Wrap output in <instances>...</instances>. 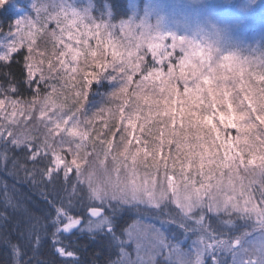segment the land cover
<instances>
[{
	"label": "snow or ice",
	"instance_id": "6c2138e0",
	"mask_svg": "<svg viewBox=\"0 0 264 264\" xmlns=\"http://www.w3.org/2000/svg\"><path fill=\"white\" fill-rule=\"evenodd\" d=\"M74 38L82 67L72 66ZM21 145V171L61 206L76 177L189 208L211 199L254 211L245 179L264 173V58L217 60L170 35L134 40L62 0H36L32 16L0 28V168Z\"/></svg>",
	"mask_w": 264,
	"mask_h": 264
},
{
	"label": "rangeland",
	"instance_id": "374dc122",
	"mask_svg": "<svg viewBox=\"0 0 264 264\" xmlns=\"http://www.w3.org/2000/svg\"><path fill=\"white\" fill-rule=\"evenodd\" d=\"M21 1L28 2V5L15 21L24 16L30 17L34 13L36 0ZM9 2L16 3L14 0ZM55 2L59 3L61 0ZM263 2L264 0H128L129 17L112 29H107L115 34V28L118 29L117 33L128 28L134 40H151L169 35L174 40L182 37L189 44L210 49L217 60L225 55L260 59L264 58V8L259 11L258 9ZM62 3L69 10L83 16L85 22L91 21L99 25L109 20L107 12L100 13L95 10L92 0H62ZM198 32L207 36H197ZM79 39L82 40L83 37ZM64 42H69L67 33ZM71 43L73 49L85 57L86 49L79 46L77 38ZM89 44L93 48L87 49L88 52L94 49V42ZM68 58L71 59V56ZM76 62L73 61L72 64ZM245 185L253 204L257 205L254 211L246 206L229 207L227 203L213 202L211 199L201 200L195 208H189L174 199H152L127 187H124L125 195L121 194L124 196L123 200L119 195L117 200L120 203H136L143 209L145 206L156 208L157 213L163 207H166V212L170 211L169 222L159 223L157 213L153 215L157 220L154 228L157 233H151L158 243L150 244L153 247L162 246L166 264H194L197 262L195 258L202 263V256H206L210 250L217 255L216 264L222 261L221 264H264V173L248 176ZM199 215L200 225H197L191 218ZM70 224L72 222L68 226ZM111 224L112 221L103 214L98 218H91L89 223L81 225L78 230L100 231L109 229ZM171 225L172 236L160 232ZM209 228L217 230L218 233L213 241L207 240V235L204 234ZM251 228L257 232L251 234L255 231L251 232ZM240 233L243 236H237ZM230 234L234 235L230 237ZM151 250L145 248L140 241V245L131 252L135 255L133 260L136 264H148L151 260L162 258L159 248L157 251L153 248ZM56 252L62 256H71L60 248ZM222 256H226L224 260H220ZM125 262L129 264L128 260Z\"/></svg>",
	"mask_w": 264,
	"mask_h": 264
},
{
	"label": "trees",
	"instance_id": "16d2710c",
	"mask_svg": "<svg viewBox=\"0 0 264 264\" xmlns=\"http://www.w3.org/2000/svg\"><path fill=\"white\" fill-rule=\"evenodd\" d=\"M14 1L16 3L9 2L7 11L0 10V28L6 30L8 25L21 16L23 8L28 5L25 1ZM92 1L97 12H107L109 15L108 22L99 25L112 29L129 17L128 0ZM262 8L264 2L259 6L258 11ZM114 30L117 34L118 29ZM197 36L204 35L198 32ZM206 36L205 34L204 37ZM89 42L94 41L89 40ZM37 43L41 45V51L51 48L50 43L45 44L39 40ZM88 58L91 59L90 56ZM84 59L85 57L81 55L76 64L72 65L82 67ZM87 71L94 72L95 69L89 68ZM93 104L99 106L100 100H95ZM105 119L110 118L107 116ZM26 156L23 145L12 148L7 169L0 168V264H126L125 260H128L129 264H136L137 262L133 260L135 255L131 252L135 251L138 244L140 245V241L149 251H152V248L156 251L158 248L161 250L162 258L151 260L148 264H166L163 260L165 251L162 250V246L158 245L159 247L156 248L150 245L158 243L152 235L153 231L157 233L154 229L157 220L153 217L157 213L156 208L145 206L143 209L136 203L118 202L117 196L119 195L123 200L124 196L121 194L125 195L124 187L119 184L91 186L76 177L72 180L73 185L76 186L73 189L75 195L65 200L61 206L50 199L41 183L26 178L21 171L20 164L16 161H25ZM29 167H31L30 162ZM5 182L7 189L3 187ZM49 192H51L50 188ZM90 208L103 209L104 215L112 221L111 227L100 231L76 230L66 234L64 230L69 223L82 220L81 225L84 226L91 221L87 214ZM160 210V213L155 214L157 219L159 218V223L169 222L170 211L166 212V207ZM200 219V215L191 218L197 225H200ZM253 230L255 229L251 228V232ZM172 231V225L160 230L168 236H172ZM216 231L210 228L204 231L207 240L213 241L218 235ZM256 232L257 230L251 234ZM233 235L230 234V237ZM239 235L243 236V233L237 234ZM57 248L63 249L71 256L60 255L56 252ZM183 250L185 251L184 248ZM202 257L204 258L202 263L195 258L197 262L194 264H216L217 255L212 250ZM225 257L222 256L220 260H224Z\"/></svg>",
	"mask_w": 264,
	"mask_h": 264
},
{
	"label": "water",
	"instance_id": "95a60500",
	"mask_svg": "<svg viewBox=\"0 0 264 264\" xmlns=\"http://www.w3.org/2000/svg\"><path fill=\"white\" fill-rule=\"evenodd\" d=\"M103 213H104L103 210L96 209V208H91L88 211V215L91 217H98V216L102 215ZM80 224H81V220L75 221L70 227L65 229V233L69 234V233L73 232L74 230H76L79 227Z\"/></svg>",
	"mask_w": 264,
	"mask_h": 264
}]
</instances>
